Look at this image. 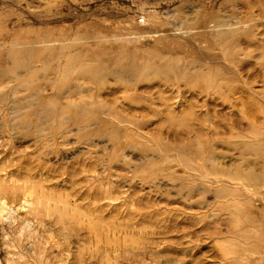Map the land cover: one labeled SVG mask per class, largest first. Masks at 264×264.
I'll list each match as a JSON object with an SVG mask.
<instances>
[{
	"label": "rangeland",
	"instance_id": "obj_1",
	"mask_svg": "<svg viewBox=\"0 0 264 264\" xmlns=\"http://www.w3.org/2000/svg\"><path fill=\"white\" fill-rule=\"evenodd\" d=\"M1 112L59 264H264V0H0Z\"/></svg>",
	"mask_w": 264,
	"mask_h": 264
},
{
	"label": "bare ground",
	"instance_id": "obj_2",
	"mask_svg": "<svg viewBox=\"0 0 264 264\" xmlns=\"http://www.w3.org/2000/svg\"><path fill=\"white\" fill-rule=\"evenodd\" d=\"M223 39H225V38H223ZM14 58L17 61L16 56H14ZM231 58H232V56H231ZM67 71H68V69H66V68L63 69V72L66 73ZM178 76L179 75H176V78H179ZM214 80L215 79H213V81ZM211 82L209 81L208 85ZM214 83L217 84V81L216 82L214 81L212 84H214ZM213 86L217 87V85H213ZM215 87H213V88H215ZM217 88H219V87H217ZM12 89H15L14 86H12ZM22 99L25 100L24 98H22ZM18 102H19V100H18ZM5 113L6 112L0 113V125H1L3 131L10 133L11 131H15V129H17V125H18L17 116H11V115H8ZM38 117H39L38 121L40 123H45L47 121L45 119L46 117L43 118L41 115H39ZM47 119L52 120V117H49ZM51 125L52 124H50L49 126H51ZM21 126L23 128L36 126L38 131L44 130V128H42V124H40L39 126H38V124L34 125V123L29 122L27 119L22 121ZM55 133H57V134L59 133V128L56 126L53 127L50 132H47V133H44L43 135H41L39 137V139L44 140V138L46 136L51 137ZM195 168L196 167H194V169ZM26 171L28 173H30L29 174L30 176H32L33 173H31L32 168L30 166H28L26 168ZM7 173H5V175H10L9 174L10 171H7ZM201 176H202V178H205L203 173ZM203 180H205V179H203ZM30 182H31L30 180H27L23 183H17L16 179L13 181H8L6 179L0 178V222H1V225H0L1 233L0 234L2 235V241L4 242L3 246H4V248L6 250V254H7L6 263L7 264H33V262L31 260H34L36 262V264H59L61 259H62V258H60V256H61L60 248L58 249L57 254H52V253L48 254L47 244L41 242V240H38L41 236V233L38 232V229H36L37 226L35 225L36 223L38 224V221H40L42 219V216H41L42 207H44L45 209H50V207H51L50 200H45L42 193L37 191V189H36L37 185L36 184L34 185L33 182H31L32 184L29 185ZM102 195L103 194H101L100 196H102ZM104 195L107 198L108 192L105 193ZM22 198H23V200H21ZM102 199H103V197H102ZM100 201H102V200L100 199ZM92 203L93 204L96 203L95 199ZM61 208H59V209H61ZM23 211H26V214L27 213H29V214L33 213L34 218H36V220L32 221L27 216L21 217L20 214ZM137 212L139 214V211H137ZM70 217H72V218H69V219H71L77 225H81L83 223V217H80L77 213H74ZM18 219H20V220H19L17 225H11L12 223L14 224V222ZM5 222L10 224V227L8 229L4 225ZM82 228H83V226H82ZM92 233H94V232H92ZM18 236H20V238ZM54 244H56L55 246H57L56 240L54 241ZM133 246L137 247V245H133ZM138 246H140V245H138ZM147 246H148L147 244L143 246L144 250H147L146 249ZM13 247L14 248L17 247L18 250H16V251L11 250V248H13ZM2 249L3 248H0V250H2ZM92 255H93V253L90 252V256H92ZM15 258H23L24 260L23 261L18 260V259L16 260Z\"/></svg>",
	"mask_w": 264,
	"mask_h": 264
}]
</instances>
